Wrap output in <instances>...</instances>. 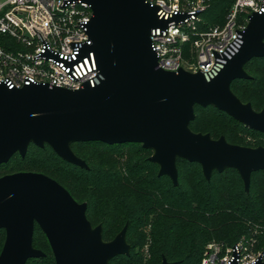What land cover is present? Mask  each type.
<instances>
[{
	"label": "water",
	"instance_id": "water-1",
	"mask_svg": "<svg viewBox=\"0 0 264 264\" xmlns=\"http://www.w3.org/2000/svg\"><path fill=\"white\" fill-rule=\"evenodd\" d=\"M93 12L89 35L98 71L95 87L80 90L33 84L10 90L0 84V166L16 154L25 158L31 144L46 145L64 161L88 170L74 143L140 144L153 151L149 161L178 186L177 160L198 163L207 181L213 172L235 169L250 191L252 174L264 171V147H244L225 137L196 133L195 107H215L249 129L264 133V110L255 111L232 91L236 80L250 79L248 62L264 58V13H253L240 53L211 81L201 72L157 69L151 34L183 20L160 19L146 0H82ZM46 235L56 264H110L130 256L128 225L112 241L87 218L59 182L42 173L0 177V230L6 240L0 264H27L46 254L33 245L35 226ZM161 264L169 262L165 257ZM255 264H264L258 261Z\"/></svg>",
	"mask_w": 264,
	"mask_h": 264
},
{
	"label": "trees",
	"instance_id": "trees-1",
	"mask_svg": "<svg viewBox=\"0 0 264 264\" xmlns=\"http://www.w3.org/2000/svg\"><path fill=\"white\" fill-rule=\"evenodd\" d=\"M232 4L233 0H212L203 16L205 25L201 29L223 25ZM186 50H189V46H186ZM256 61L264 62V58L248 62L246 72L253 67L264 69L258 64L256 66ZM248 75L250 79L236 80L231 88L242 102L251 103L254 110L260 112L264 110V74L259 77ZM199 110L202 112L200 116L197 115ZM224 120L247 132L264 135L212 106H196L195 119L190 128L196 133H210L212 137L218 138L221 126L228 124ZM228 138L231 139L230 143L241 145L233 142L236 141L234 137ZM136 146L139 148H135ZM141 146L74 143L72 149L87 163L89 169L86 170L64 161L48 145L40 148L31 144L25 158L16 154L7 164L0 166V177L19 172H35L56 180L77 202L87 204V218L94 227L98 226L97 223H102L105 241H112L118 232L115 231L116 228L122 230L128 225L127 241L132 255H119L110 264H142L139 258H135L134 250L145 244L146 234L143 230L148 225H151V245L147 264H161L163 257L171 263L200 264L205 249L201 248L202 242L214 238L230 246L237 243L240 236L248 237L256 225L262 228L259 245L264 247V189L258 191L254 187L255 177L264 174V171L252 174L250 191L246 193L243 180L235 169H227L223 173L215 171L211 180L207 181L198 163L178 159L177 167L181 163H187L200 169L196 189L183 190L181 182L174 186L169 177L158 176V166L149 161L145 156L148 150ZM35 153L54 158L68 166L70 171L63 176L64 181L53 175L52 171L41 169L42 166L37 163H29L28 158ZM227 173L230 175H226ZM215 176L222 178L218 184L214 183ZM259 204H263V207L260 208ZM244 217L257 222L250 225V231L245 226L238 225V221ZM37 230L44 234L36 225L33 240L35 248L40 243L36 237ZM136 236L137 239L134 240ZM5 240L6 232L0 230V253ZM46 240L52 256L30 259L27 264H56L47 237Z\"/></svg>",
	"mask_w": 264,
	"mask_h": 264
},
{
	"label": "built area",
	"instance_id": "built-area-1",
	"mask_svg": "<svg viewBox=\"0 0 264 264\" xmlns=\"http://www.w3.org/2000/svg\"><path fill=\"white\" fill-rule=\"evenodd\" d=\"M160 19L182 16L167 29H155L151 43L157 69L201 72L206 81L242 50L244 32L253 13H264V0H233L225 23L201 29L212 0H146ZM91 7L82 0H0V84L10 90L33 84L80 90L102 79L89 24ZM189 46V50H186ZM261 227L233 245L209 243L200 264L264 262Z\"/></svg>",
	"mask_w": 264,
	"mask_h": 264
},
{
	"label": "rangeland",
	"instance_id": "rangeland-1",
	"mask_svg": "<svg viewBox=\"0 0 264 264\" xmlns=\"http://www.w3.org/2000/svg\"><path fill=\"white\" fill-rule=\"evenodd\" d=\"M254 63L256 66L258 64V65L264 67V62L256 61ZM247 72L249 74L255 76V77H259L260 75L264 74V69L260 70V69H257V67H255V68L253 67V68H250L249 70H247ZM201 114H202V112L199 110L197 112V115L200 116ZM224 123H228V122L226 120H224ZM221 129H222V131L220 130V133H218L220 135L218 138L212 137V135L210 133H205V134H210L213 139H219L220 137H225L229 143H230L229 140H231V139L228 137H230V136L234 137L236 139V141H233V142H236L235 144L240 143L241 144L240 146L251 147V148L264 147V135L263 134L247 132V131L243 130L241 127H237L236 125H233L232 123H228L227 126L223 124L221 126ZM231 144H234V143L231 142ZM135 148H139V146H136ZM146 150H148V152L145 154V156L147 158H150L153 155V151L149 150V149H146ZM28 162L34 163V165L37 163L39 166H42L41 169L47 170V171H52L53 175H55L59 179L61 178L63 181L65 179L63 176H65V174H67L66 173L67 171H70L68 166L61 164L59 161L55 160L54 158L43 156V155H40L37 153L31 154L30 158H28ZM21 166L27 167L26 165H21ZM177 168H178V173L179 172L181 173V179L178 178V182L179 183L181 182V185L183 186L182 189L188 190V191L196 189L195 184L199 178V170L200 169L197 166H189L187 163H181L178 165ZM226 175H230V174L227 173ZM220 179L222 180V178H220ZM220 179L217 176H215L214 177V183L218 184L220 182ZM254 187L258 191H262V189H264V174H259L255 177ZM238 191H239V189H238ZM246 193H249V192H246ZM259 205L258 206L260 208L263 207V204H259ZM207 215L209 216L210 214L207 213ZM254 222L257 223L256 221H254L251 218L244 217V218L240 219V221H238V225L245 226V228H247V230L250 231L251 228L249 230V227ZM97 225L102 226V223H97ZM117 230H118V232H117ZM115 231L117 233L115 234L113 239L121 231V228L119 229V227H118L115 229ZM143 232H145V234H146L145 244L142 246L136 247L134 250V255L136 256L135 258H139L138 260L141 261L140 263L147 264L149 262V258H150L149 249H150V245H151V225H148L143 230ZM36 237H37V240L40 241V243L37 244L36 248L43 251L46 254V256L47 255L52 256L45 235L40 230H37L36 231ZM245 237H247V236H245V235L240 236L238 241H240L241 239H243ZM136 239H137V236L134 237V240H136ZM262 239H263L262 241H264V236ZM106 241L108 242L111 240H106ZM214 241L219 242V240L213 238V239H210L206 242H202L201 248L202 249L204 247L206 248V246L209 243L214 242ZM220 241L223 242V240H220ZM262 245H264V242H262ZM204 251H205V249H204ZM131 255H132V249L130 251V256ZM136 264H139V263H136Z\"/></svg>",
	"mask_w": 264,
	"mask_h": 264
}]
</instances>
